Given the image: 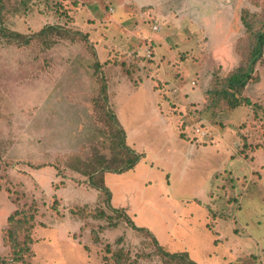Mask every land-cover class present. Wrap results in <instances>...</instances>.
<instances>
[{
    "label": "rangeland",
    "instance_id": "obj_1",
    "mask_svg": "<svg viewBox=\"0 0 264 264\" xmlns=\"http://www.w3.org/2000/svg\"><path fill=\"white\" fill-rule=\"evenodd\" d=\"M0 15L29 38L0 31L3 264H182L152 236L197 264H264V48L249 105L215 92L264 0H3ZM110 113L142 156L105 173L119 209L82 173L126 156Z\"/></svg>",
    "mask_w": 264,
    "mask_h": 264
},
{
    "label": "trees",
    "instance_id": "obj_2",
    "mask_svg": "<svg viewBox=\"0 0 264 264\" xmlns=\"http://www.w3.org/2000/svg\"><path fill=\"white\" fill-rule=\"evenodd\" d=\"M2 1L0 0V11L2 8ZM1 17V15H0ZM243 26L247 28H251V25L244 19L241 18ZM0 31L2 32L3 36L7 37L9 40L13 41H21L23 44H27L29 42V38L24 35H20L19 33H13L5 31L1 28V19H0ZM250 31L254 34V43L252 44V48L250 50L249 55L247 56L245 62L236 67L228 76H226V83L225 86L216 89V93H221L226 100H228V103L231 107H236L240 104H250V100L246 97H241L239 94L244 89L246 84L253 80V72H254V66L257 63V61L260 59L262 55V51L264 48V30L258 29H250ZM110 118L114 122V130L116 131V134L119 135V147H121L124 152L126 153L125 157H117L118 153L115 152L110 158V160L104 161V156H99V160L96 162V166H92L89 171L82 172L84 175H87L89 178V184H91L94 188H96L98 191L103 192L106 194V201L109 203V195L110 192L108 191L107 187L104 184L103 181V174L105 172H116V173H122L124 171H127L131 168H133L137 162L141 159V154L131 149L129 146L125 144L123 139H125V132L122 127V125L118 122L116 116L114 113H110ZM115 138V137H114ZM113 145L116 147L117 143L113 142ZM99 176V177H98ZM95 177H98L97 179ZM95 178V179H94ZM110 205V204H109ZM16 211L9 215L7 218V223L9 224L10 221L15 216ZM33 218L30 217L31 221ZM133 223V222H132ZM133 228H136L140 231H148L144 227H137L132 224ZM151 233V232H150ZM153 237V241L156 244L157 247H159L160 252L167 256L170 260H176L182 264H197L193 260L189 259L187 254L185 252H168L164 251L161 246L158 244L157 240ZM10 242L11 246L15 248V250L12 251V254L15 256L14 260L16 262H20L22 259V254H28L30 252V248L28 243H24L22 246L20 243L17 242L16 238L12 235L10 236ZM16 249L17 252H16ZM111 257L115 260V264H121L122 259V252L121 250L117 252V254L111 255ZM5 263L4 259L0 257V264ZM104 264H106V261H104Z\"/></svg>",
    "mask_w": 264,
    "mask_h": 264
},
{
    "label": "crops",
    "instance_id": "obj_3",
    "mask_svg": "<svg viewBox=\"0 0 264 264\" xmlns=\"http://www.w3.org/2000/svg\"><path fill=\"white\" fill-rule=\"evenodd\" d=\"M141 31V32H140ZM147 32L148 31H146V29H139V31L137 32V34H139V35H144V33H146L147 34ZM154 48V47H153ZM155 50V49H154ZM131 51H135L134 49H132ZM178 101L180 100V97H177L176 98ZM122 125V127H123V124H121ZM124 129V128H123ZM125 132V131H124ZM105 173H107V172H105ZM105 173L103 174V181L105 180L104 179V176H105ZM105 183V182H104ZM92 189H94V188H92ZM95 192H96V196H95V198H98L99 197V194L98 193H100L98 190H96L95 189ZM111 197H112V194H110L109 195V204H110V206L112 207V208H114V209H119V208H117L116 206H112L111 205V203H110V201H111ZM131 219V218H130Z\"/></svg>",
    "mask_w": 264,
    "mask_h": 264
}]
</instances>
